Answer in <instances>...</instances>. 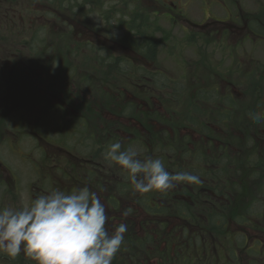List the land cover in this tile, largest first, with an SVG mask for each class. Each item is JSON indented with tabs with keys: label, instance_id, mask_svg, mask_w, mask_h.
<instances>
[{
	"label": "rangeland",
	"instance_id": "374dc122",
	"mask_svg": "<svg viewBox=\"0 0 264 264\" xmlns=\"http://www.w3.org/2000/svg\"><path fill=\"white\" fill-rule=\"evenodd\" d=\"M94 1L95 5L91 3V0H0V161L8 171L6 173L13 174L16 179V183L13 181L7 183L4 180L0 184V200L4 202L6 199L5 205L18 208L29 204L34 186L54 189L53 182L63 179L64 176L60 177V174L56 172L59 167L58 163L61 162L56 157L58 156L56 148L51 147V155H54L56 159L55 164L50 163L47 168L41 165V167L35 166L33 156L38 155L36 156L38 158L41 150H35L34 138L28 135L30 129L37 128L50 139H56L55 142L60 140L65 146H71L72 150L80 155L78 161L84 162L81 166H87V169L84 168L98 176L103 185L106 181L120 195L130 192L126 186L123 187L124 182L130 181L127 173L123 172L119 166L110 164L103 157L106 146L116 142L113 138L120 141L123 148L132 147L138 152L139 158L144 159L142 153L145 150L142 149L143 145L137 140V136L140 138L139 133H141L146 139L151 133L155 134L157 142L163 143H158L161 148L171 146L174 149L171 152L173 155V157L170 156L171 160L176 156L186 160L187 165L180 164V167L175 169L176 171H188L195 174L197 171H202L201 166L209 160L200 150L196 153L182 154L184 149L177 141L185 134L183 128L193 122L186 116L193 111L191 102L195 101V94L198 93L201 98V94L204 93L201 91L203 85H205L204 94L208 96L210 107L219 108L218 89L212 85V80L215 81L218 78V85L223 86V79H219V73L222 70L219 58L223 59L224 68L227 70L223 74L225 80L235 81L233 70L231 74H227L233 68L229 65L234 55L227 49H229L228 44L237 43V38L233 35L226 37L218 34L213 38L209 37L208 41L193 39L194 37L190 35L191 31L188 32L187 29L196 31V28H199L192 22L204 24L209 29L220 28L223 27L222 22L215 19L227 20L228 17L217 5H212L211 10L208 11L206 0ZM240 2L243 14L242 25L248 22L251 27V22L256 21L258 16L263 18L261 22L264 25V0H240ZM138 9L146 14L150 26L131 29L127 24L139 12ZM174 10L180 11L183 17L170 16ZM65 14H68V17L63 18ZM84 28H92L93 31H98L103 38L114 42L121 40L128 43L131 39L129 41L130 50L127 53L130 64H118L123 69L113 70L115 66L103 69L95 61L100 55L99 52H91L85 46H79L80 42L89 39L88 36L80 40L75 49L74 43L79 40L81 32L85 31ZM96 43L103 44V41L100 39L94 42ZM242 43L245 44L243 53L248 54V58L252 56L248 59L249 64L264 61V38L252 35V39L248 41V37L242 35ZM224 44L227 45L226 50L223 48ZM131 51L136 53L135 58L132 57ZM12 54L13 57H11ZM143 64L145 67H138ZM207 65L210 67L207 68ZM28 67H32L33 71ZM142 68L146 70L142 71ZM47 69L51 72L47 73ZM102 70H105L103 75L106 77H102ZM155 70H158L157 74L150 73V71L156 72ZM79 72L80 77H77ZM158 76L164 79L165 85H168L162 92H157L151 87L153 80L159 79ZM28 77L30 79L32 77L31 83H25ZM39 77L47 80L54 79V87L49 88L48 82L37 83L36 79ZM207 79L208 82L211 80L210 84L208 82L205 84ZM254 82L256 84V79ZM255 84L235 82L231 84L232 86L230 84L226 86L229 87L231 93L236 88L242 92L243 96L244 94L247 96L245 108L251 105L252 98L263 99L261 105L264 107V92L258 98L250 89ZM259 86L264 90V79H260ZM30 88L37 92L34 93L36 99L27 97L31 94L27 92ZM153 89L156 94L150 102L153 103L155 109L162 112L165 119L163 123L166 126L164 127L159 121L150 126V122L147 121L145 124L149 125L148 128L155 130L143 132L139 124L141 123L140 116L131 117L128 104L134 102L137 103V108L138 104H141V108L147 109L148 99L145 100V95L151 97ZM68 90L71 94H68L70 93ZM174 92L179 93L176 101H173L171 96ZM67 95L69 97L67 101L70 103L67 113L63 114L61 110H54L55 103L61 99L66 101ZM227 105L229 103L226 101ZM256 111L264 116L261 112L263 110L257 109ZM85 113L90 119V123H86V129L81 128V124L77 123L82 122ZM77 116L78 118L75 119L77 121H74ZM230 118L231 126L235 125L245 130L242 131L244 134L240 135L235 127L236 139L244 138L246 134L257 135L258 138L262 136L260 139H264V122L256 123L250 116L241 114L233 116L231 113ZM31 119L37 123H31ZM43 124L46 130L42 128ZM238 147L235 149L239 151ZM240 147L246 155L247 150L254 153L253 146L247 148L241 144ZM210 149L211 153L215 151L217 155V147ZM216 155H210L211 159L208 161L210 168L218 166L217 160L216 162L211 161ZM241 157L245 156L242 154ZM65 163L71 164L66 153L62 167L64 172L68 173V165L66 166ZM173 165L176 166V164ZM81 166L76 165L78 171ZM193 166H198V168L194 169ZM181 167H186V169L181 170ZM37 168L38 170L41 168L40 173L37 172ZM68 174H70L71 187L76 186V189L81 188V181L88 176L76 181L74 171ZM202 176L206 179L200 178V183L190 184L192 191L191 195L187 192L189 197L200 196L198 194L202 189L199 187L207 185L204 181H216L214 183L218 184V176L209 177L206 174ZM47 177H50V181L46 180ZM79 177L80 175H77V178ZM243 177L245 179L242 178L238 182L221 181L220 189L231 188L238 192L237 197L241 205L233 216L230 214L233 211L213 207V210L218 211V215L222 213L228 218L227 225H224L225 229L222 231L213 232L217 230L216 228H212L213 231L209 230L211 224L206 220V204L192 205L197 218L182 219L175 210H171L169 215L157 216L155 220L171 223L167 226L168 228L162 229L160 239L161 242L168 243V248L159 249L158 254L161 255L162 251H168L170 259L176 255L177 259L171 260L174 264H264V173L261 180H251L250 175ZM235 183L237 185H234ZM9 187L18 188L17 198L9 200L10 196L7 198L4 195V191L8 192ZM64 187H67V184ZM186 187L187 185L184 184L178 188H180L179 191H183ZM113 190L111 189V193ZM176 191L177 189L174 188L166 192L174 195ZM92 193H95L99 199L101 198L100 201L103 203V196L100 197L96 191ZM106 193L108 194L107 190ZM153 193L157 195L161 192L154 191ZM138 194L125 193L130 198L128 203H136L135 196ZM203 196L206 198V194ZM177 200L187 201L186 199ZM135 211L134 218L138 221L151 217L141 208ZM236 215L247 219H244L245 222H240L241 219L239 220ZM203 219L204 221L200 224L205 227L204 237L201 240H195L193 235L199 234V222ZM183 226L190 229L189 238H193L194 241L190 248H184L186 240L184 234L187 229L184 234H180L178 230ZM152 228L155 227L149 226L143 229L138 226L131 231L133 235L141 236V231ZM129 236L125 233L124 242L113 258L112 264L133 262L130 255H135L138 250L133 251V245L130 242L132 238ZM177 248L184 249L180 251ZM178 252L180 254H177ZM6 261V259L4 261L0 259V264H6ZM33 263L36 264L35 261Z\"/></svg>",
	"mask_w": 264,
	"mask_h": 264
},
{
	"label": "flooded vegetation",
	"instance_id": "af4514ba",
	"mask_svg": "<svg viewBox=\"0 0 264 264\" xmlns=\"http://www.w3.org/2000/svg\"><path fill=\"white\" fill-rule=\"evenodd\" d=\"M86 1V0H85ZM91 3L95 5V1L91 0ZM212 5H217L224 14L228 17V19H215L218 22H222L223 27L220 28H215V29H209L206 28L204 24H199L196 22H192L193 25L199 27L196 28V31H193V29H187V31H191V36H193V39H202V40H207L210 38H213L214 36L220 34L222 36L228 37L229 35H233L234 38H237L236 42L233 45L228 44L227 49L230 53H233V58L232 61L229 65V67H233L228 71L227 74H231L233 70L234 76H235V81H226L224 77V73L227 72V70L224 68V63L223 59L219 58V65L222 67V70H220L219 73V79H223V86H219V80H212V85L216 86L218 89V100L219 101V108H211L209 104V99L208 96L205 93V85H203L201 88V91H204L203 94H201V98L199 97V94H195V101L191 102L192 104V109L193 111L191 114L187 115L189 119H191L193 122L191 124H188L189 126H185L184 129V136L180 138L178 142L181 144H185L186 146L183 147L184 155H186L188 152L191 153H196L197 151H201L204 155L208 157V161H210L211 157L210 155H216L215 151L211 153L210 148H215L217 147V155L214 157L215 160H217L218 166H214L210 168V165L207 162H205L204 166H201L202 171H197L194 175L199 176L202 179H206L203 177V174H206L207 176H218L222 181L225 180L226 182L232 183V181H237L244 178L243 176L245 175H250L251 180H261L262 179V174L264 173V139H260L262 136L257 135H252V134H246L244 138H235L234 134V129L235 125L231 126V113L233 116H236V114H241V115H247L250 116V113L255 114L257 113V109H261L264 113V107L261 105L263 102V99H251V105L247 108H245V100L247 99V96L242 94L241 91L238 89H234L233 93L229 90V87H227V84H244V83H254V79H256V84L254 85L253 88H250L253 93L255 94V97H261L262 90L259 86L260 79H264V61L263 62H258V63H248V59L252 58L250 56L248 58V54H244V49H243V44L242 43V35L248 37V41L252 39V35L255 36H260L262 37L261 34L257 32L256 29L249 27V23L246 22L244 25H242V19H243V14H242V5L240 0H206V6H208V11L211 10ZM91 9V7H89ZM94 8V7H92ZM95 9V8H94ZM176 9V6H175ZM206 9L204 10V13L206 14ZM50 13V12H48ZM172 17H183L182 13L180 11L174 10L170 14ZM65 17H68V14H65ZM82 17L84 15L82 14ZM62 18V19H63ZM68 20V19H66ZM85 31L81 32V35L79 36V40L74 43V48L77 49V44L80 42V40L86 39L88 36L89 39L80 42L79 46L84 47L86 49H89L91 52H100L104 51L107 57L112 59L110 63L112 65L115 63V65L119 66L120 65H125L126 63L130 64V59L128 56V52L130 50V45L129 41L128 43H124L121 40L114 42L111 39H105L101 36V34L92 30V28H84ZM195 30V29H194ZM66 31V30H64ZM63 31V33H64ZM66 34V33H65ZM80 34V33H79ZM210 37V38H209ZM100 39H102L103 44H94V42H98ZM263 39V37H262ZM193 41V40H192ZM208 41V40H207ZM207 43V42H206ZM93 44V48H91V45ZM227 45H223V48L226 50ZM247 51V50H246ZM249 51V50H248ZM250 52V51H249ZM132 57L135 58L136 53L134 51H131ZM239 53V55H238ZM140 54V53H139ZM247 60V61H246ZM97 63H99L98 56L95 60ZM145 64V63H144ZM143 65H138V67H145ZM210 65H207V68H209ZM25 68V67H23ZM32 68V67H28ZM145 69V68H142ZM146 70V69H145ZM33 71V68L31 69ZM156 72H151L152 74H157L158 70H155ZM30 72V71H29ZM47 73H50L51 71L47 69ZM77 77H80V72ZM32 79V77H31ZM30 77H28V80L26 82L31 83ZM64 79V77H63ZM54 80V79H53ZM49 79H44V78H37L36 81L37 83H49L50 87H54V81ZM238 80V81H237ZM208 82H205V84ZM211 83V80L208 82V84ZM151 85V83H149ZM235 86V85H234ZM151 87H153L151 85ZM157 92H162L156 89V87H153ZM152 92V96H146L145 95V100L148 99L147 102V109L141 108V104H139V111L142 112L144 116L149 114V116L153 117V119L149 118L148 122H150V126L153 125L155 122L159 121L163 124L165 127L166 124L163 123L165 122V119L163 118L162 112H160L157 108H154V105L152 102V97L156 94L154 91ZM69 91V90H68ZM70 92V91H69ZM33 93H31L32 95ZM65 94V92H64ZM68 94H71L68 93ZM179 95L177 92H174V95H172L173 101H176ZM56 96H58L56 94ZM68 96L66 101L68 100ZM64 99H61L59 102L55 103L54 110H61L63 114L67 113V110L69 109V101H62ZM200 100V102H199ZM197 101V102H196ZM226 101L229 103V105L226 106ZM240 101V102H239ZM239 102L235 105L233 103ZM134 103V102H131ZM129 105V104H128ZM233 105V106H231ZM48 109V108H46ZM254 109V110H252ZM244 111V112H243ZM162 114V115H161ZM212 114V116H210ZM156 115V116H155ZM155 117V118H154ZM77 117L74 118L77 119ZM82 118V117H81ZM163 118V119H162ZM195 118L196 120H194ZM237 119H239V116H237ZM242 122V120L240 119ZM189 122V121H188ZM216 122V123H215ZM139 123V122H138ZM190 123V122H189ZM140 126L143 128V132H147L149 130L148 126L143 121L139 123ZM44 130L45 124H43L42 127ZM237 128V127H236ZM239 130V134L242 135L244 134L245 131L243 129L237 128ZM155 130V129H154ZM161 130V129H159ZM19 131H21L19 129ZM139 131V130H138ZM140 132V131H139ZM29 136H32L34 138V143H35V150H41V154L38 158H36V155L34 154L33 156V162L36 163V167H45L47 168L49 165V160L51 159L54 164H55V156L51 155V147L56 148L58 151V161H61L59 163L62 164V161H64V156L62 153H64V150L62 149L61 142H55L56 139H50L48 135L41 133L37 128L35 129H30L28 132ZM2 138V137H1ZM177 138V136H175ZM242 142V143H241ZM206 143V144H205ZM236 144V145H235ZM243 144L245 147L253 146L254 153H252L250 150H247V155L242 151L240 145ZM250 144V145H249ZM239 146V147H238ZM236 147L239 148V151L235 149ZM207 152H206V151ZM210 151V153H209ZM35 153V152H34ZM245 157H241V155ZM234 156L231 158L230 156ZM49 159V160H48ZM35 160V161H34ZM174 162H176L175 169H178L180 167V164H186V160L184 158H181L180 156L174 157ZM32 164L33 162L30 161ZM60 164V165H61ZM34 165V164H33ZM41 165V166H40ZM48 165V166H47ZM195 165V164H194ZM59 166V165H58ZM63 164L59 166V169L63 170ZM179 166V167H178ZM192 168L196 169L198 166H193ZM41 169V168H40ZM40 169H36L38 173H40ZM182 170L186 169V167H181ZM176 171V170H175ZM6 168L3 167V163L0 161V184L1 182H4V180L9 183L10 181H13L16 183V179L13 176V174H7ZM193 174V173H192ZM45 176V175H44ZM48 176V174H47ZM227 177V178H225ZM245 179V178H244ZM204 183H207L205 187H202V191L198 194L201 195L199 197H189V194L187 192H191L192 188L186 187L183 191H179L180 188H176L177 191L175 192V199H186L189 201L190 204H195V201H200L201 197L203 200L202 204H206L210 208L212 207H217L219 209H227L230 211H235L238 212L239 208L241 207L239 201H238V192L236 190H233L231 188L227 189H220V188H214L213 181L207 182L204 181ZM221 184V182H220ZM234 185H237L236 183ZM37 186V185H36ZM5 190V188H4ZM7 191H4V195L9 198V200L13 198H17L19 194H16L18 191V188L14 187H9ZM49 187L43 188L42 186H37L32 188V193H31V199L29 200V203L36 198L39 195L45 194L46 192L50 191ZM76 190V189H75ZM74 190V191H75ZM10 192V193H9ZM154 192V191H153ZM3 194V193H2ZM13 194V195H12ZM203 194H206V198L203 196ZM107 205H104L106 213L109 217L108 222L106 223V228L109 229V232H113L114 229L121 223H125L129 227H132L136 229L138 226L142 227H155L158 228L160 226H169L171 223L168 221H158L155 220V218L159 215H161V205L158 204L160 201L159 198H150L149 203H146V196L145 194L141 195L138 194L135 196L136 198V203L129 204L128 200L130 199L128 195L122 194L120 195L119 193H109L107 194ZM191 195V193H190ZM205 198V199H204ZM101 199V198H100ZM148 199V198H147ZM6 199L0 200V207L5 206ZM10 204V203H8ZM141 208L143 209L147 214L151 215V217L147 220L144 221H138L137 219L134 218V214H136V209ZM124 210H129L130 214L127 217H124L122 215ZM237 218H239V215H236ZM137 220V221H136ZM240 220V218H239ZM241 222V220H240ZM136 226V227H134ZM142 235L137 236L134 235L133 239H138L139 244H138V252L135 255H130V259L133 260L132 263L129 264H174L171 262V260L175 261L177 259L176 255H173L172 258H169L168 251H162L161 255L158 254V250L161 248H168L167 244L165 242L160 241V237H153L155 243L153 245L148 244V251L145 252L146 248V240L150 237L145 235V231H141ZM129 232L127 233V235ZM188 238V237H186ZM160 244L162 246L160 247ZM194 244L193 238H188V240L184 241V248H190L191 245ZM160 247V248H159ZM184 248H177L180 251H183ZM134 249V248H133ZM177 254H180L179 252ZM0 259L4 261L6 259V264H34L33 260L30 257H27L23 251L16 256L15 258L8 257L7 255H4L0 253ZM127 264V263H126Z\"/></svg>",
	"mask_w": 264,
	"mask_h": 264
},
{
	"label": "clouds",
	"instance_id": "9594fccd",
	"mask_svg": "<svg viewBox=\"0 0 264 264\" xmlns=\"http://www.w3.org/2000/svg\"><path fill=\"white\" fill-rule=\"evenodd\" d=\"M250 118L264 122L260 113H250ZM103 157L126 172L133 191L141 195L200 183L191 172H170L160 158H139L120 141L108 144ZM108 220L104 205L87 187L71 192L55 188L18 208L0 207V253L15 258L23 251L36 264H112L128 226L121 223L110 233Z\"/></svg>",
	"mask_w": 264,
	"mask_h": 264
},
{
	"label": "trees",
	"instance_id": "16d2710c",
	"mask_svg": "<svg viewBox=\"0 0 264 264\" xmlns=\"http://www.w3.org/2000/svg\"><path fill=\"white\" fill-rule=\"evenodd\" d=\"M53 2V1H52ZM139 10V12L135 15V16H133V18L131 19V21L127 24L131 29L132 28H134V29H140V28H142V27H144V26H146V27H149L150 26V21L148 20V17L146 16V14H144L143 13V11L142 10H140V9H138ZM255 15V14H254ZM249 17H251L252 15H248ZM245 17H246V15H245ZM62 19V18H61ZM262 17H260V16H258L257 18H256V21H254V22H251V27L252 28H254V29H256L257 30V32L258 33H260L261 35H262V37L264 38V25H262ZM63 20V19H62ZM131 40V39H130ZM129 40V41H130ZM14 53V52H13ZM100 53V55H99V57H98V60H99V64L102 66V68L103 69H105L104 67H114L113 68V70L114 69H123V67H120V65L119 66H117V65H115V63L112 65V63H110V61H112V59H110L109 57H107V55L105 54V52L104 51H100L99 52ZM11 57H13V54H12V56ZM28 63V62H27ZM117 66V67H116ZM105 70H102V77L104 76L103 74H105V72H104ZM142 71H144L143 69H142ZM145 75H146V73H145ZM161 75V74H160ZM104 77H106V76H104ZM162 77V76H161ZM158 80H153V82H152V86L153 85H155V86H153V87H156V89L157 90H159V91H163V89L165 88V87H168V85H165V82L158 76ZM163 78V77H162ZM25 83H28V82H25ZM167 84V83H166ZM27 92H29V93H33L32 95L31 94H28L27 95V97L28 98H33V99H36V97H34V93H37L36 91L34 92L33 91V89L32 88H30L29 90H27ZM170 95H171V93H170ZM68 96V95H67ZM172 96V95H171ZM148 101V100H147ZM66 103H67V101H66ZM92 107V106H91ZM90 107V108H91ZM139 104H138V108H137V103H129V108H128V110L129 111H131L130 112V115H131V117H134L135 115L138 117V116H140V118H139V120L142 122L143 121V123H146L147 121H148V119L149 118H151V119H153V117H151V116H149V114L151 113H149V114H147L146 116H143L142 115V112L141 111H139ZM137 109V110H136ZM91 111V110H90ZM136 113V114H135ZM138 113V114H137ZM98 115H99V113H97ZM156 116V115H155ZM155 118V117H154ZM40 119H42V117H40ZM31 121V123L32 122H34V120L33 119H31L30 120ZM74 121H77V120H74ZM36 122V121H35ZM34 122V123H35ZM37 123V122H36ZM74 123V122H73ZM77 123H79V124H81L80 125V127L81 128H87V124H89L90 123V119H89V117H88V115L85 113L84 114V116H83V119H82V122L80 123V122H77ZM83 123V124H82ZM87 123V124H86ZM79 124L77 125V126H79ZM147 125V124H146ZM150 131L149 132H151L152 130H154V129H151V127H150V129H149ZM42 133V132H41ZM140 134V138L137 136V140L140 142V143H142V149L143 150H145V152L144 153H142L143 155H144V157H148V156H151V157H153V158H160L163 162H164V165H165V167H166V169L167 170H169L170 172H174L175 171V167H174V165L173 164H176V162H174V160H171L170 159V156L171 157H173V155L171 154V152H173V148L171 147V146H168L167 148H161V146H159V144H163V143H161V142H157V140H156V138H155V134H153V133H151L150 134V136H149V138H146V139H144V135L143 134H141V133H139ZM113 139H115V141H117L116 140V138H113ZM148 140V141H147ZM144 141V142H143ZM58 142H60V140L58 141ZM159 143V144H158ZM182 147H185L186 145L185 144H180ZM61 146H62V149L64 150V154H63V156L65 157V153H66V155H68L69 156V158H70V161H71V164L70 165H68V164H66V166H67V168H68V173H71L72 171H74V175H75V179H76V181H79L80 179H82L83 177H85L86 175H88L83 181H81V183H80V187L81 188H84V187H87L88 189H89V191L90 192H94V191H96L97 192V194H99L100 195V197H102L103 196V204L104 205H107V201H106V198H107V193H106V190H107V192H108V194L109 193H111V189L113 190V186L111 187V186H109V184L106 182V181H104V184L105 185H103L102 184V182L99 180V178H98V176H96L95 174H93L92 172L90 173V171H88V170H86L87 169V166H81V165H83V163L84 162H79L78 160H80V155H78L76 152H75V150H72V148H71V146H65L64 144H62L61 143ZM64 159V158H63ZM49 160V159H48ZM212 162H216V160L215 159H213V160H211ZM50 163H53V161L50 159L49 160V163H48V165L50 164ZM61 163H58V165L59 166H61L60 165ZM64 164V163H63ZM76 165L79 167V166H81V168H80V170L78 171L77 170V168H76ZM84 167H86V169L84 168ZM58 171H56L57 172V174H60V177L61 176H63V179H59V180H57V181H55V182H53L54 184H55V187H53L54 189L55 188H59V189H61V190H63V191H65V192H71V191H74V189H76V186H73V187H71V182L69 181L70 179H69V177H70V174H68V173H66V172H64V169L62 170V169H57ZM59 170H61V171H59ZM174 170V171H173ZM182 170V169H181ZM124 172V171H123ZM77 175H80V177L79 178H77ZM127 178H128V176H127ZM54 179V178H53ZM46 180H49L50 181V177H47V179ZM222 180L220 179V178H218V184L216 183H214V182H216V181H213V184H215V186H214V188H220L221 187V185H220V182H221ZM66 184H67V187H64V186H66ZM198 184V183H197ZM86 185V186H85ZM108 185V186H107ZM185 185H187V187L188 186H190V184H185ZM193 185H196V184H193ZM105 186V187H104ZM121 186V185H120ZM119 186V187H120ZM124 186H126L128 189H130V192H125V193H127L128 195L129 194H131V193H136V192H134L133 191V186H132V184H131V182L130 181H127V182H124L123 183V187ZM200 189H202V187H199ZM77 190V189H76ZM117 191V190H116ZM116 191L115 190H113V192L112 193H115L116 194ZM123 191V190H122ZM118 193V192H117ZM123 193V192H122ZM124 193V194H125ZM160 194L162 195V196H160ZM145 196H146V203H149V201L148 200H150V198H152V199H154V198H157V197H159V199H160V201L158 202V204H160L161 205V209H162V211H161V214H167V215H169L170 213H171V210H175V212H176V214L178 215V216H180L182 219H185L186 220V218H197V216H196V214H195V211H193L192 210V204H190L189 203V201H181V200H177V199H175V193H174V195L172 194H170V193H168V192H161V193H159V194H157V195H154V193L153 192H149V193H147V194H145ZM174 196V197H173ZM201 196V195H200ZM148 198V199H147ZM197 203H200V204H202L203 203V200H202V197H201V200L200 201H195V204H197ZM206 208V216H207V221H209V223L211 224H209L210 225V227H209V230L210 231H213L212 230V228H216L217 230L216 231H213V232H218V231H222V230H224L225 229V227H224V225L226 226L227 224H226V222H227V220H228V218H226L225 217V215H223L222 213H220L219 215L217 214L218 213V211H216V210H213L214 208L212 207V208H210L209 206H206L205 207ZM235 213L236 212H231L230 214L233 216V215H235ZM236 218V217H235ZM240 219H241V221L242 222H245V220L244 219H247V218H244V217H239ZM238 218V219H239ZM202 221H204V219L203 220H200V222H199V224L202 222ZM221 222V223H220ZM217 223V224H216ZM221 224V225H220ZM164 228H168L167 226H160V227H158V228H152V229H149V230H145V235L146 236H148V237H150L151 239H147L146 240V248H145V252H147L148 251V244L149 245H153L154 243H155V241H154V239H153V237L155 236V237H160L161 238V231H162V229H164ZM187 229V231L185 232V234H184V231ZM132 230V227H129V234L128 235H130L129 237H131L132 238V240H130V242L132 243V245H133V251L134 250H138V244H139V240L138 239H133V232L131 231ZM179 230V232H181L180 234H184L186 237H188L189 238V232H190V229H188V227L187 226H183L182 228H180V229H178ZM198 231H199V234H197V235H193V237H194V239L196 240H201L203 237H204V234H205V227L204 226H202V224H200V226L198 227ZM128 232H126V235H127V233ZM170 235L172 236V233H170ZM188 238H186V241L188 240ZM167 245H168V243H167ZM136 254V253H135Z\"/></svg>",
	"mask_w": 264,
	"mask_h": 264
}]
</instances>
